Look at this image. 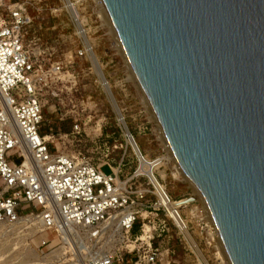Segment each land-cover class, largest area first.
I'll use <instances>...</instances> for the list:
<instances>
[{"label": "water", "instance_id": "1", "mask_svg": "<svg viewBox=\"0 0 264 264\" xmlns=\"http://www.w3.org/2000/svg\"><path fill=\"white\" fill-rule=\"evenodd\" d=\"M102 1L231 262L264 264V0Z\"/></svg>", "mask_w": 264, "mask_h": 264}, {"label": "built area", "instance_id": "2", "mask_svg": "<svg viewBox=\"0 0 264 264\" xmlns=\"http://www.w3.org/2000/svg\"><path fill=\"white\" fill-rule=\"evenodd\" d=\"M60 2L72 21L76 13L84 18L88 7L101 21V10H106L102 0ZM31 23L24 2L0 0V238L17 235L31 245L32 238L50 231L53 238L40 237L35 248H47L56 240L75 241L85 257L75 264H160L164 238L153 243L168 232L167 220L190 252L200 251L198 264H224L219 257L223 240L203 203L173 198L162 183L158 170L165 153L148 158L152 169L141 171L145 155L138 149L137 166L122 176L123 158L113 167L109 160L93 163L81 153H64L50 145L53 134L41 130L43 92L57 96V84L72 75L63 74L59 62L46 66L25 48V30ZM89 51L94 52L91 43H84L76 56L87 57ZM110 95L113 98L111 90ZM122 120L132 149L129 140H136ZM83 131L84 123L75 120L71 133ZM103 166L110 172L104 173ZM137 223L138 233L133 234ZM69 228L71 240L63 243V231ZM116 232L122 239L113 242ZM123 250L133 256L128 258ZM201 250L209 253L207 258Z\"/></svg>", "mask_w": 264, "mask_h": 264}, {"label": "rangeland", "instance_id": "3", "mask_svg": "<svg viewBox=\"0 0 264 264\" xmlns=\"http://www.w3.org/2000/svg\"><path fill=\"white\" fill-rule=\"evenodd\" d=\"M12 1L24 2L32 15V23L25 30V48L46 66L59 62L63 66L62 73L68 71L72 75L64 76L57 84V96H53L50 90L43 92L41 130L46 134H53L50 145L64 153H81L93 163L109 160L113 167L118 166L123 158L120 166L122 176H129L137 166L136 156L133 149L127 145L122 124L117 120L109 96L98 80L93 56H76V51L84 43L86 46L91 43L95 61L101 69L100 73L103 72L107 79L118 110L140 151L147 159L165 153L164 157H160L164 161L158 175L166 190L173 198L196 199L191 180L173 175L175 164L173 160L166 158V151L156 130L158 122L151 116L145 104V91L141 89L140 81L135 80L137 76L128 57L116 49L117 41L109 33L108 25L91 14V7L83 13L84 18L78 17V14L77 18H74L75 21H72L60 0ZM82 29L86 31L85 37L78 33ZM133 74L134 77L131 78ZM75 120L84 123V131L79 135L71 133V125ZM102 171L110 172L107 166H103ZM166 223L168 232L164 231L153 243L157 244L159 239L164 238V258L160 264H198L197 256L202 258L200 251H196L197 255L190 252L187 245L179 240L175 228L167 220ZM137 229L138 223L133 234L138 233ZM40 237L48 241L53 238V234L45 231L42 235L32 238L31 245L24 243V239L17 235L0 238V264H75L77 260L81 262L85 258L75 241L62 244L56 240L47 248L36 249ZM62 239L63 243L70 242L69 238L62 236ZM140 239H144V236ZM131 247L128 246V249ZM200 247L203 248L202 245ZM123 252L128 258L133 256L128 250ZM201 252L206 258L209 255L207 251ZM219 257L222 263L232 264L227 251L223 250ZM209 262L218 264L212 260Z\"/></svg>", "mask_w": 264, "mask_h": 264}, {"label": "bare ground", "instance_id": "4", "mask_svg": "<svg viewBox=\"0 0 264 264\" xmlns=\"http://www.w3.org/2000/svg\"><path fill=\"white\" fill-rule=\"evenodd\" d=\"M101 17H102V20L108 25V27H109V29H110V31H109V33L116 39V41H117V48L116 49H118L119 50V53L120 54H122L123 56H125V57H128L126 54H125V49H124V46H123V44H122V42H121V40H120V38H119V36H118V33H117V31L115 30V27H114V25H113V22H112V20H111V18H110V16H109V14H108V12H107V10H105V9H103V10H101ZM76 16H78V14L76 13ZM78 17H80V16H78ZM79 26V25H78ZM78 33L79 34H81V36L82 37H85V35H84V33H85V31L82 29L81 31L79 30L78 31ZM85 39V38H84ZM87 46H89V44L87 43ZM125 50V51H124ZM89 55L90 56H93L92 58H93V61H94V66H95V71H96V73H97V75H98V78H99V81H100V83H101V85L103 86V88H104V91L107 93V95L109 96V99H110V102H111V104H112V106H113V108L115 109V112H116V116H117V119L119 120V122L122 124L123 123V120H122V114L119 112V110H118V107H117V105H116V103H115V101H114V99L111 97V95H110V89H109V86H108V82L106 81V79L105 78H103V76H102V74L100 73V71H101V69H100V67H99V65L96 63V61H95V58H94V53L93 52H91V51H89ZM97 60V59H96ZM128 60H129V58H128ZM129 63H130V66H131V68L133 67L132 66V64H131V62H130V60H129ZM130 69V68H129ZM134 68H132V70H133ZM133 72H134V74H135V76H137V74H136V72H135V70H133ZM132 74V73H131ZM134 74L132 75V76H130L131 78H133L134 77ZM138 77V76H137ZM135 78V80L137 79V80H139L138 78ZM141 84V83H140ZM140 87H141V89L143 90V87L140 85ZM143 92H144V90H143ZM144 94H145V104H146V106H147V109L150 111V114H151V116L158 122L157 123V125H158V127H157V131H158V134H159V139H160V141L163 143V146H164V150L166 151V154H167V159L168 160H173V162H174V164H175V167H174V169H173V175L174 176H181V177H183V178H185V179H187V180H189L190 181V179H189V177L186 175V173L184 172V170H183V168H182V166L180 165V163H179V161H178V159H177V157L175 156V154H174V151H173V148H172V146H171V144H170V142H169V140H168V138H167V136H166V134H165V132H164V130H163V128H162V125H160L161 123H160V121H159V119L157 118V116H156V114H155V112H154V109H153V107H152V105H151V102H150V100H149V98H148V96H147V94H146V92H144ZM155 121V122H156ZM126 131L124 130V134L126 135ZM127 140H128V137H127ZM130 142H131V146H132V149H133V151H134V153L138 156V158H140V155H139V152H138V149H139V147H138V145H137V143L135 142H133L132 140H129ZM136 144V145H135ZM140 151V150H139ZM161 159V158H160ZM163 159V158H162ZM161 159V160H162ZM150 168L152 169V164H151V161L149 160V159H147L145 156H144V160H141V162H140V165H139V170H141V171H145V170H150ZM190 183H191V186L194 188V196H195V198L197 199V200H199V201H201L202 203H203V205L206 207V209H207V217L210 219L211 218V220H212V213H211V210H210V208H209V206H208V204H207V202H206V200L204 199V197L200 194V192L197 190V188L194 186V184L192 183V181H190ZM71 229L72 228H69L68 230H64L63 231V237L65 238V239H68L69 238V240H71L70 239V231H71ZM113 236H114V238H113ZM68 237V238H67ZM115 237H116V239H115ZM111 238H112V240L115 242V241H117V240H121L122 239V237H121V234L120 233H112V235H111ZM66 241V240H65ZM67 243V242H66ZM220 245H221V251L223 252V250H225V252L227 251L226 250V247H225V245H224V243L222 242V241H220ZM197 252H198V250H196ZM228 253V252H227ZM100 254H102V253H100ZM220 255H221V253H220ZM229 256V255H228ZM229 260H230V257H229ZM231 261V260H230ZM230 263H232V262H230ZM233 264V263H232Z\"/></svg>", "mask_w": 264, "mask_h": 264}]
</instances>
